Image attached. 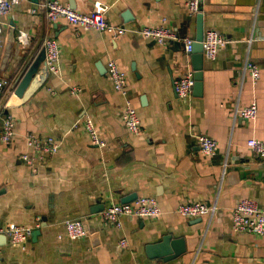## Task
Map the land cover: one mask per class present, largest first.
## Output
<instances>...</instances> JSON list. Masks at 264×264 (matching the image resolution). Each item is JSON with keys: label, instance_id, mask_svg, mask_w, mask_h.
<instances>
[{"label": "crops", "instance_id": "obj_1", "mask_svg": "<svg viewBox=\"0 0 264 264\" xmlns=\"http://www.w3.org/2000/svg\"><path fill=\"white\" fill-rule=\"evenodd\" d=\"M60 1L80 12L100 2L113 24L138 30L164 23L179 40L159 45L138 32L118 39L77 32L67 22L51 23L43 11L32 13L37 4L32 0H21L4 17L6 42L11 22L16 35L24 30L31 42L22 48L16 40L0 97V129L8 116L16 122L12 143H0V226L41 234L37 241L31 235L21 245L10 240L1 245L0 264H264V236L237 232L232 223L233 209L243 199L264 210V158L247 146L253 137L264 142V0H201L205 29L229 43L215 60L205 59L203 95L188 100L178 97L175 83L193 71L182 40L195 38L196 16L185 0ZM127 11L133 21H126ZM50 37L60 44V75L50 74L29 99L13 103L17 78ZM109 60L128 75L140 135L123 124L125 99L108 77ZM246 60L260 69L257 83L244 68ZM252 102L258 105L254 120L235 115L237 107ZM86 118L105 146L91 143ZM28 134L58 138L60 151L29 166L21 159L31 152ZM201 136L218 141L215 154L201 152ZM131 194L154 197L165 214L124 217L123 227L116 228L103 223V211L91 212ZM194 202H216L218 211L201 222L176 213L180 204ZM71 218L84 221L86 237H67L65 221ZM169 233L185 238L186 253L170 262L148 258L146 245Z\"/></svg>", "mask_w": 264, "mask_h": 264}, {"label": "built area", "instance_id": "obj_2", "mask_svg": "<svg viewBox=\"0 0 264 264\" xmlns=\"http://www.w3.org/2000/svg\"><path fill=\"white\" fill-rule=\"evenodd\" d=\"M21 0H0V53L6 44L4 17L8 15ZM190 15H196L200 11L201 0H185ZM45 12L47 19L51 23L67 22L75 31L84 32L94 30L97 32L107 33L113 39H118L128 33L138 32L143 38L152 40L159 45H168L171 41L179 40L171 27L162 23L156 27H143L135 29L123 24H113L106 16L108 6L96 2L89 12H80L73 9L68 4L60 0H42L37 3L31 10L32 13ZM17 43L20 47L26 48L30 45L31 38L29 34L20 30L16 35ZM184 51L187 56L192 51L194 38H184ZM229 41L216 30H206L203 40L204 58L213 61L217 58L219 52ZM44 48L46 49V63L51 75H60V44L57 39L50 37L45 40ZM107 74L111 80L114 89L123 95L125 104L122 111V121L126 129L133 135H140L142 132L141 119L133 101L128 97V75L120 68L115 60L107 62ZM245 70H248L252 79L257 83L260 78V69L255 64L246 60ZM176 92L180 99L188 100L193 96L194 75L189 70L176 80ZM8 81L0 76V97L3 94ZM73 94L78 91L77 88L71 90ZM258 105L252 102L249 106L242 109L236 108V114L248 120H254L257 116ZM16 122L12 116L6 117L0 129V143L9 145L15 136ZM84 130L90 136L91 143L97 146H105L99 135L98 130L91 118L84 121ZM201 152L205 156L215 154L219 148L218 141L208 137L201 136ZM26 143L31 152L21 154V159L32 166L36 167L38 162L52 156L60 151L61 141L54 136H36L28 134ZM247 146L251 151L264 158V142L257 138H250ZM224 167L223 175L225 174ZM218 211L216 202H194L183 203L178 206L176 213L186 218H206L213 217ZM165 214V211L158 204L157 200L151 196H140L130 203L110 202L106 205L101 214L103 223L108 226L122 228V218H150L159 219ZM233 228L237 232H245L256 236H264V210L261 209L254 201L243 199L233 209L232 212ZM66 235L72 240L82 239L87 236L88 231L82 219L71 218L65 221ZM33 229L19 225L0 226V234L6 235L10 242L15 245L25 243L32 235ZM122 247H128L126 238L121 239Z\"/></svg>", "mask_w": 264, "mask_h": 264}, {"label": "water", "instance_id": "obj_3", "mask_svg": "<svg viewBox=\"0 0 264 264\" xmlns=\"http://www.w3.org/2000/svg\"><path fill=\"white\" fill-rule=\"evenodd\" d=\"M34 3H38L39 0H32ZM158 1V0H157ZM73 7V6H71ZM74 8V7H73ZM196 16V35L195 41L192 46V51L187 54V61L191 63L194 75V87L193 95L195 97H201L203 95V80L205 69L204 58V46L203 40L206 32L205 29V14L202 12V6L200 3V11ZM127 22L133 21V17L130 12L127 11L124 14ZM15 23L11 22V27L8 31L7 42L5 51L0 64V76L4 77L11 61L14 58V49L16 44V28ZM184 46V43H183ZM50 72L46 63V49L43 48L41 52L31 61L29 65L21 72L17 78L16 86L14 89L15 98L12 99L13 103L24 102L29 99L49 77ZM14 95H12L14 97ZM138 198V194H131L122 198V203H130ZM105 209V204L96 205L91 208L92 213H99ZM198 222L202 221V218H197ZM42 226H45L43 224ZM41 234V230L36 229L32 233V239L37 241L38 236ZM9 238L0 234V246L6 244ZM146 254L151 260L160 259L163 262H170L172 260L180 258L187 251L186 241L184 237L174 238L171 233L165 234L159 242L146 245Z\"/></svg>", "mask_w": 264, "mask_h": 264}, {"label": "bare ground", "instance_id": "obj_4", "mask_svg": "<svg viewBox=\"0 0 264 264\" xmlns=\"http://www.w3.org/2000/svg\"><path fill=\"white\" fill-rule=\"evenodd\" d=\"M106 207V206H105Z\"/></svg>", "mask_w": 264, "mask_h": 264}]
</instances>
